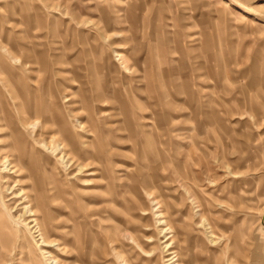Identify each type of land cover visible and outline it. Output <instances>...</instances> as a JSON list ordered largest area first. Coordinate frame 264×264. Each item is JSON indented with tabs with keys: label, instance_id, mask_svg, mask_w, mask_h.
<instances>
[{
	"label": "rangeland",
	"instance_id": "374dc122",
	"mask_svg": "<svg viewBox=\"0 0 264 264\" xmlns=\"http://www.w3.org/2000/svg\"><path fill=\"white\" fill-rule=\"evenodd\" d=\"M0 264H264V0H0Z\"/></svg>",
	"mask_w": 264,
	"mask_h": 264
},
{
	"label": "bare ground",
	"instance_id": "6f19581e",
	"mask_svg": "<svg viewBox=\"0 0 264 264\" xmlns=\"http://www.w3.org/2000/svg\"><path fill=\"white\" fill-rule=\"evenodd\" d=\"M59 154H61V156H60V160H62V161H64L65 160V158H67V155L65 154V153H63V152H61V153H59ZM63 163V162H62ZM88 183V182H87ZM31 206H26V209L28 210V213L32 216V217H34L33 218V220H31V222L34 224L32 227H31V229H36L37 230V233H40L41 232V227H40V225H39V223H38V219L36 218V215H35V213L33 212V210H32V207L30 208ZM35 233V232H34ZM39 236L41 237V239H42V243L43 244H45V241H44V239H43V236H42V233H40L39 234Z\"/></svg>",
	"mask_w": 264,
	"mask_h": 264
}]
</instances>
